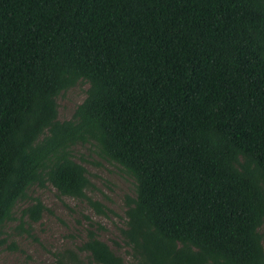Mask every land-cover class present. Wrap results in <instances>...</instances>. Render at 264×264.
I'll return each mask as SVG.
<instances>
[{
	"label": "trees",
	"instance_id": "trees-1",
	"mask_svg": "<svg viewBox=\"0 0 264 264\" xmlns=\"http://www.w3.org/2000/svg\"><path fill=\"white\" fill-rule=\"evenodd\" d=\"M78 145L133 185L128 259L82 215L89 264H264V0H0V246L47 211L32 188L106 215Z\"/></svg>",
	"mask_w": 264,
	"mask_h": 264
},
{
	"label": "rangeland",
	"instance_id": "rangeland-1",
	"mask_svg": "<svg viewBox=\"0 0 264 264\" xmlns=\"http://www.w3.org/2000/svg\"><path fill=\"white\" fill-rule=\"evenodd\" d=\"M87 86V83L77 84L58 96V119L71 118L76 106L84 99ZM73 149L76 161L84 166L93 186L86 194L104 206L106 215L95 214L94 209L84 200L60 196L48 184L45 188H32V196L37 197L47 211L42 214L40 221L31 224L30 234L15 233L18 220L7 225L6 234L2 236L7 241L0 246V264H59L57 255H65L67 250L79 255L84 264H89L85 260L86 254L78 250L86 238L85 230L89 229L82 215L89 217L97 228L99 240L125 260L128 259V249L118 237V227L123 222L124 196L133 194L132 181L121 175L114 166L88 153V146L78 145ZM16 218H19L18 210ZM23 227L28 228L27 225ZM12 243L15 248L11 247Z\"/></svg>",
	"mask_w": 264,
	"mask_h": 264
}]
</instances>
